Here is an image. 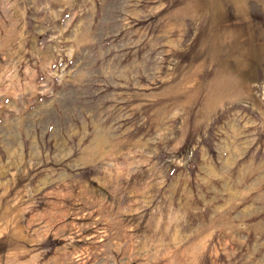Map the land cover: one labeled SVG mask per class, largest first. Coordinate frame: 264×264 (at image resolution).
I'll use <instances>...</instances> for the list:
<instances>
[{
    "label": "rangeland",
    "instance_id": "1",
    "mask_svg": "<svg viewBox=\"0 0 264 264\" xmlns=\"http://www.w3.org/2000/svg\"><path fill=\"white\" fill-rule=\"evenodd\" d=\"M0 264H264V0H0Z\"/></svg>",
    "mask_w": 264,
    "mask_h": 264
}]
</instances>
